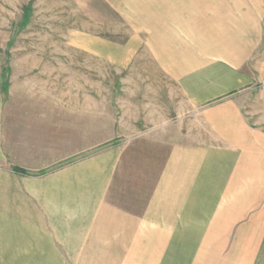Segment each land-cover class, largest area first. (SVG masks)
<instances>
[{
  "label": "crops",
  "instance_id": "obj_1",
  "mask_svg": "<svg viewBox=\"0 0 264 264\" xmlns=\"http://www.w3.org/2000/svg\"><path fill=\"white\" fill-rule=\"evenodd\" d=\"M134 6L135 35L130 43L145 44L161 71L177 84L181 115L190 117L192 127L171 142L142 210L143 180L132 182L128 190L125 183L130 163L126 143L82 155L50 176L53 184L43 188L38 181L36 188H29V198L53 205L62 220L93 214L98 236L113 235L105 228L121 229L120 243L85 245L81 251L89 255L83 264H264L254 256L249 259L244 239L264 235V131L249 122L236 99L255 80L254 71L246 67L264 44V0H135ZM100 43L94 52L122 67L136 53L121 46L111 52L110 42ZM257 71L264 80V59ZM261 96L264 99V85ZM84 103L70 112L76 119L73 138L83 142L76 145L80 152L93 145L84 142L93 139L89 134L95 123L93 97ZM35 111L38 117L44 114ZM3 118L0 96V162L5 158L4 139L7 153L12 152ZM11 119L7 112V124ZM205 130L208 138L202 136ZM144 141L153 148L159 140L147 134ZM54 158L52 162L62 161L63 156L59 152ZM128 196L135 198L130 207ZM256 221L262 224L256 227ZM176 236L194 239L188 244L154 243L157 237ZM210 236L239 239L230 245L228 258L221 256L226 245L216 246L210 251L214 255L206 258L200 253L208 252L207 247L199 239Z\"/></svg>",
  "mask_w": 264,
  "mask_h": 264
},
{
  "label": "rangeland",
  "instance_id": "obj_2",
  "mask_svg": "<svg viewBox=\"0 0 264 264\" xmlns=\"http://www.w3.org/2000/svg\"><path fill=\"white\" fill-rule=\"evenodd\" d=\"M134 4L135 0H0V96L4 100L3 129L5 136L11 133L12 146L8 154V139H4L5 158L0 162V264H83L89 255L81 251L85 245L120 243L121 229L105 228L113 235L98 236L94 233L97 221L87 213L62 220L63 214H54L53 205L45 201L41 205L33 196L29 198V188H36L38 181L43 188L53 184L50 176L82 155L126 143L130 163L125 183L128 190L129 184L143 180L139 184L144 187L142 210L171 142L192 127L190 117L181 115L182 94L177 84L161 71L145 44L130 43L135 35ZM103 40L111 43V52L120 46L134 48L133 59L124 67L117 61L102 59L94 50ZM263 59L264 44L246 67L256 74L254 83L237 93L236 99L249 122L264 131V80L257 77V65ZM92 97L95 123L89 139H93L84 143L93 145L80 152L75 150L76 145L83 142L73 138L76 119L70 112ZM35 110L44 112V116L38 117ZM7 112L12 117L8 124ZM203 133L206 138L210 136L206 130ZM147 134L159 140L155 147L144 141ZM110 135V139H104ZM59 152L62 161L56 158L52 162ZM128 199L130 207L135 198ZM255 211L259 214L260 207L256 206ZM261 224L255 222L256 227ZM193 239L157 237L154 243L188 244ZM236 239L200 238L199 244L208 251L200 255L213 256L210 251L226 245L221 256L228 258ZM244 239L249 259L254 256L264 260V235Z\"/></svg>",
  "mask_w": 264,
  "mask_h": 264
},
{
  "label": "trees",
  "instance_id": "obj_3",
  "mask_svg": "<svg viewBox=\"0 0 264 264\" xmlns=\"http://www.w3.org/2000/svg\"><path fill=\"white\" fill-rule=\"evenodd\" d=\"M15 169L21 171V170H20L19 168H17V167H15Z\"/></svg>",
  "mask_w": 264,
  "mask_h": 264
}]
</instances>
